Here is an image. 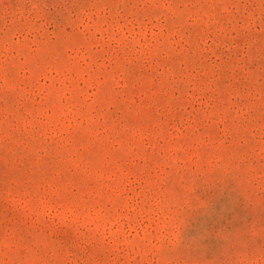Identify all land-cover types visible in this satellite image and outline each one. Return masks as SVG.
Returning <instances> with one entry per match:
<instances>
[{"label":"rangeland","instance_id":"374dc122","mask_svg":"<svg viewBox=\"0 0 264 264\" xmlns=\"http://www.w3.org/2000/svg\"><path fill=\"white\" fill-rule=\"evenodd\" d=\"M0 264H264V0H0Z\"/></svg>","mask_w":264,"mask_h":264}]
</instances>
